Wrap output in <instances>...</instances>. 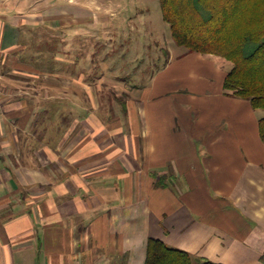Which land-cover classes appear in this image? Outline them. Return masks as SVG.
Returning <instances> with one entry per match:
<instances>
[{
  "label": "crops",
  "instance_id": "crops-1",
  "mask_svg": "<svg viewBox=\"0 0 264 264\" xmlns=\"http://www.w3.org/2000/svg\"><path fill=\"white\" fill-rule=\"evenodd\" d=\"M75 7L92 14L85 27H101L98 40L125 47L126 60L137 15L95 19L97 6ZM2 16L0 264H145L150 237L197 259L264 264V116L225 93L227 60L171 53L153 86L121 113L84 118L71 107L63 131L61 116L46 123L41 110L34 132L29 116L7 113L2 79L15 24ZM50 100L64 101L35 108ZM79 122L87 130L77 131Z\"/></svg>",
  "mask_w": 264,
  "mask_h": 264
},
{
  "label": "rangeland",
  "instance_id": "rangeland-1",
  "mask_svg": "<svg viewBox=\"0 0 264 264\" xmlns=\"http://www.w3.org/2000/svg\"><path fill=\"white\" fill-rule=\"evenodd\" d=\"M114 2L115 5L113 3V6L104 8L103 0H0V13L3 14L1 19L13 22L14 26L26 23L40 24L45 21L52 25L55 21L54 25L65 28V25L78 23L77 27L70 26L69 33L81 32L84 34L82 37L92 41L91 46L86 48L88 55L82 62L83 65L81 63L78 65L77 74L74 75L69 69L52 72L44 59L41 60V69L36 68L35 63L31 61H28L29 64L21 63L27 62L22 59L21 45L17 43L11 47L8 51L7 75L2 79L8 88L7 113L13 111L15 115L22 113L24 117L29 116V128L34 132L35 118L44 109L43 106L35 108L40 100L63 99L62 104L68 111L69 118L73 116L70 112L71 107L77 116L82 115L84 118L88 112H91V115L96 112L106 116L117 115V112L121 113L122 101L137 99L142 91L153 86L155 74L167 63L171 53L180 55L186 52L174 42L171 28L163 20L160 0H114ZM76 5H88L93 8L97 6L93 14L95 19L106 18L107 15L118 17L120 12L130 16L137 15L134 21L139 26L132 29L133 34L130 38L132 49L126 60L122 58L125 47H120L117 40L101 42L100 47L95 45L97 40H92V33L100 34L101 27H85L86 22L93 23L92 14L76 9ZM63 27L65 36L67 30ZM128 29L131 30V27L128 26ZM92 57L97 66H94L93 74L86 76L89 66L91 71L93 70ZM102 60L106 61L107 66H113L114 69L112 68L110 73H103ZM224 62L228 64L229 69L232 67L231 62ZM135 65L138 67L133 69ZM82 66L87 67L82 69ZM258 113L264 116V110H258ZM82 127L87 130L86 124L79 122L77 131Z\"/></svg>",
  "mask_w": 264,
  "mask_h": 264
},
{
  "label": "trees",
  "instance_id": "trees-1",
  "mask_svg": "<svg viewBox=\"0 0 264 264\" xmlns=\"http://www.w3.org/2000/svg\"><path fill=\"white\" fill-rule=\"evenodd\" d=\"M160 4L163 20L170 26L176 45L186 52L212 54L231 62L224 81L225 93L249 100L256 110H264V0H160ZM54 22L52 25L45 21L11 27L14 43L21 45L22 59L34 62L38 69L42 68L41 60L44 59L52 72L71 70L75 62L83 65L88 55L86 48L92 41L82 37L81 32L71 37L70 26L59 27ZM62 27L67 30L65 36ZM92 34V40H97L95 45L100 47L102 40ZM91 65L93 70L86 76L93 74L97 66L94 61ZM84 67L87 66L82 69ZM71 111L76 113L74 109ZM40 114L47 115L43 118L45 122L61 116L57 125L63 131L73 122L63 104H55L53 100ZM260 134L264 141V117L260 119ZM158 184L164 186L161 181ZM145 264L220 263L197 259L186 250L150 237Z\"/></svg>",
  "mask_w": 264,
  "mask_h": 264
}]
</instances>
